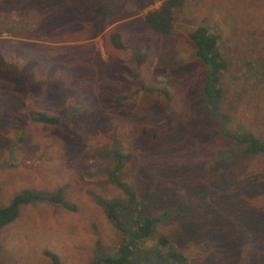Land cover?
<instances>
[{"label":"rangeland","instance_id":"374dc122","mask_svg":"<svg viewBox=\"0 0 264 264\" xmlns=\"http://www.w3.org/2000/svg\"><path fill=\"white\" fill-rule=\"evenodd\" d=\"M146 1L0 0V207L25 189L75 205H20L0 228V264H53L46 252L91 264L118 250L124 236L102 203L127 200L117 151L130 154L118 175L136 201L167 213L132 260L164 264L144 260L151 248L184 264H264V154L223 132L264 139V0H184L167 35L143 18L162 0ZM200 25L227 63L225 122L201 93L206 67L189 37Z\"/></svg>","mask_w":264,"mask_h":264},{"label":"trees","instance_id":"16d2710c","mask_svg":"<svg viewBox=\"0 0 264 264\" xmlns=\"http://www.w3.org/2000/svg\"><path fill=\"white\" fill-rule=\"evenodd\" d=\"M153 0L142 2L141 8L146 7L152 3ZM184 0H162L160 5L156 8L148 9L144 15V22L149 28L157 34L167 35L170 33L174 23V9L181 6ZM111 41L117 48H123V44L116 33L111 34ZM193 45V55L199 59L206 67L205 75L201 82V93L204 103L209 112L218 121H226L221 111V100L223 96V89L221 87L220 77L222 71L227 67V63L223 58L220 49L219 37L208 26H197L189 35ZM1 61V60H0ZM35 119L39 122L48 124H58L60 119L57 116H48L44 113L35 115ZM223 125V124H222ZM225 126V125H223ZM223 132L230 138L243 147V150L250 154H264V139L256 137L250 131H231L223 127ZM116 166L113 172L116 184L123 190L127 200L112 199L103 201L105 211L111 221L115 224L118 230L124 236L123 244L114 253H107L99 255L91 264H137L132 260L134 256V249L138 242L144 241L152 234L155 226L162 221L167 213L160 215H151L147 210L143 201H136L134 191L124 182L120 181L118 172L123 164L130 158V154H122L116 152ZM36 200H47L52 203L60 204L63 207L75 210V205L66 202L61 192L45 195L34 190L25 189L14 196L11 202L5 206L0 207V228L13 221L18 213L19 207ZM165 245L167 239L161 240ZM142 252V250H139ZM52 260L53 264H59L58 258L55 254L46 252ZM144 260L152 262H169V264H184V257L175 250L165 251L163 254L157 249H148L144 251ZM143 260V261H144ZM148 261V262H149ZM144 264V262L139 263Z\"/></svg>","mask_w":264,"mask_h":264}]
</instances>
